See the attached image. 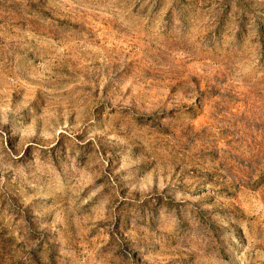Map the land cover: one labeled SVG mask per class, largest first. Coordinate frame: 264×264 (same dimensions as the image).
Segmentation results:
<instances>
[{
    "label": "rangeland",
    "instance_id": "rangeland-1",
    "mask_svg": "<svg viewBox=\"0 0 264 264\" xmlns=\"http://www.w3.org/2000/svg\"><path fill=\"white\" fill-rule=\"evenodd\" d=\"M0 264H264V0H0Z\"/></svg>",
    "mask_w": 264,
    "mask_h": 264
}]
</instances>
